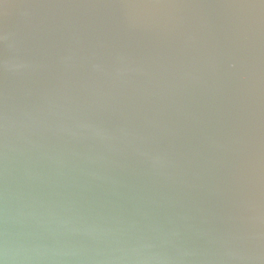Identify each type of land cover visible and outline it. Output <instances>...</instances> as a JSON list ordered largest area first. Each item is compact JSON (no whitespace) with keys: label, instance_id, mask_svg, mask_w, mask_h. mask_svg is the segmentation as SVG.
<instances>
[{"label":"water","instance_id":"95a60500","mask_svg":"<svg viewBox=\"0 0 264 264\" xmlns=\"http://www.w3.org/2000/svg\"><path fill=\"white\" fill-rule=\"evenodd\" d=\"M0 261L264 264V0H0Z\"/></svg>","mask_w":264,"mask_h":264},{"label":"clouds","instance_id":"9594fccd","mask_svg":"<svg viewBox=\"0 0 264 264\" xmlns=\"http://www.w3.org/2000/svg\"><path fill=\"white\" fill-rule=\"evenodd\" d=\"M0 264H4V262L3 261H0Z\"/></svg>","mask_w":264,"mask_h":264}]
</instances>
